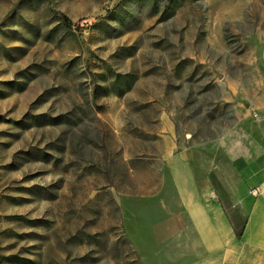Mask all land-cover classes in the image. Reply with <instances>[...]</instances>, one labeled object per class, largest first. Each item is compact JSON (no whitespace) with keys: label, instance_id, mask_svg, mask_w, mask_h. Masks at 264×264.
I'll use <instances>...</instances> for the list:
<instances>
[{"label":"rangeland","instance_id":"obj_1","mask_svg":"<svg viewBox=\"0 0 264 264\" xmlns=\"http://www.w3.org/2000/svg\"><path fill=\"white\" fill-rule=\"evenodd\" d=\"M256 102L264 0H0V264H184L164 152Z\"/></svg>","mask_w":264,"mask_h":264},{"label":"crops","instance_id":"obj_2","mask_svg":"<svg viewBox=\"0 0 264 264\" xmlns=\"http://www.w3.org/2000/svg\"><path fill=\"white\" fill-rule=\"evenodd\" d=\"M246 107L216 143L164 152L174 199L149 233L177 242L184 264H264V102Z\"/></svg>","mask_w":264,"mask_h":264},{"label":"trees","instance_id":"obj_3","mask_svg":"<svg viewBox=\"0 0 264 264\" xmlns=\"http://www.w3.org/2000/svg\"><path fill=\"white\" fill-rule=\"evenodd\" d=\"M59 16H60V20H61L62 24L66 27H69L70 26L69 19L63 14H60Z\"/></svg>","mask_w":264,"mask_h":264},{"label":"built area","instance_id":"obj_4","mask_svg":"<svg viewBox=\"0 0 264 264\" xmlns=\"http://www.w3.org/2000/svg\"><path fill=\"white\" fill-rule=\"evenodd\" d=\"M254 116H255V114H254ZM249 193H250L251 195H256L257 192H256L255 189H250Z\"/></svg>","mask_w":264,"mask_h":264}]
</instances>
